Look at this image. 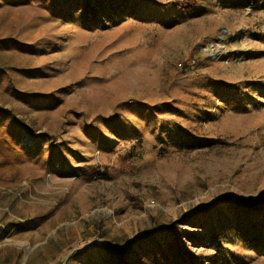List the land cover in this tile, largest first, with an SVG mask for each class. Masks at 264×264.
I'll use <instances>...</instances> for the list:
<instances>
[{"label":"rangeland","instance_id":"1","mask_svg":"<svg viewBox=\"0 0 264 264\" xmlns=\"http://www.w3.org/2000/svg\"><path fill=\"white\" fill-rule=\"evenodd\" d=\"M189 1L106 0L102 19L0 0V106L43 135L0 169V264H156L164 238L135 244L159 225L196 264H264L241 232L264 230V9Z\"/></svg>","mask_w":264,"mask_h":264},{"label":"trees","instance_id":"2","mask_svg":"<svg viewBox=\"0 0 264 264\" xmlns=\"http://www.w3.org/2000/svg\"><path fill=\"white\" fill-rule=\"evenodd\" d=\"M8 3L13 4H29L32 0H3ZM52 1V13L57 16H61L64 18H68L73 15V13L76 11L77 14L81 15L85 13L87 14V17L91 11H96L97 8H94V2L96 1V5L101 10L103 16L102 19L109 18L110 15L108 14L109 9H106L109 6L105 5L106 0H82V6L76 7L74 6L73 1L74 0H51ZM125 2V0H119V5ZM191 5H195V0H190ZM129 2L126 3V6H129ZM256 7L260 9H264V0H261L256 3ZM93 5V6H92ZM124 5V4H123ZM94 8V9H93ZM75 10V11H74ZM113 14L115 21L118 20L119 10L117 8H113ZM90 11V12H89ZM97 12L94 13L93 19L97 16ZM105 15V16H104ZM121 17H124L121 14ZM100 21V20H99ZM3 43L6 44V46L9 45L8 40H2ZM22 49H26L25 46H22ZM49 99V98H44ZM39 100V98H38ZM27 133L31 134L35 146L32 149H38L40 148L41 142L40 140L43 138V135H38L36 131H32L27 125L23 118H20L13 110L5 108L3 106H0V169L7 168L8 165H16L21 163L25 157L29 154L31 149L27 150L25 146L22 145V141L25 139ZM107 139V138H106ZM139 143V142H138ZM141 144H135L133 148L129 151V157L132 155V153H135L136 147L140 146ZM170 145V144H169ZM52 150L58 151L60 156L64 158L63 154L61 153V147H59L56 142H54L52 146ZM177 148H181V146H178ZM168 150V149H167ZM54 153L51 154L50 160H53ZM100 174V173H99ZM101 175H106V173H103ZM217 210H204V214H207L209 217L214 219V213L217 211H221L219 209L221 208H215ZM225 215V214H224ZM223 216H220V218H223ZM201 217V216H200ZM212 219V220H213ZM205 221V220H204ZM208 223V221H207ZM206 225V224H205ZM216 225L213 226L214 230L212 231L209 241L212 243V245L219 250L220 255L227 254V246L224 248L223 240L227 239L226 236L222 235V233L216 231ZM248 227H242L241 232H245L242 234V236H250L252 240H258L256 242V247H262L264 246V230L260 231L257 229L254 223ZM161 230L159 234H153L156 230ZM163 227L161 225L157 226L156 229H151L147 232L148 237L146 239L140 238L135 245L141 247V251H146L147 249L143 247V244H148L153 246L157 245V237L164 238L161 248H158L157 254L154 256V260L156 261V264H172L171 263V257L169 256L171 252H174L176 254V264H196L193 262L192 258L190 257V254H188L186 250V245L184 236H182V228L181 226H169L162 230ZM165 236H159L162 234ZM101 250L108 251L111 259L112 264H130L127 262V259L124 255L118 256L112 253V251L107 247L100 248ZM226 249V250H225ZM91 251H87L84 253H80L76 255L75 257H80L82 255H88L90 256ZM134 258L132 257L131 260ZM217 261L214 260L211 263L215 264ZM138 264H143L142 261H138ZM147 264V263H146Z\"/></svg>","mask_w":264,"mask_h":264}]
</instances>
